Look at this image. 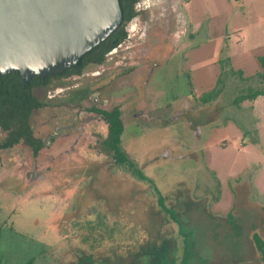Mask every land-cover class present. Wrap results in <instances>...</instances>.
I'll use <instances>...</instances> for the list:
<instances>
[{
  "label": "rangeland",
  "instance_id": "1",
  "mask_svg": "<svg viewBox=\"0 0 264 264\" xmlns=\"http://www.w3.org/2000/svg\"><path fill=\"white\" fill-rule=\"evenodd\" d=\"M159 2L141 4L105 64L42 94L65 103L90 85L107 108L129 107L124 148L146 181L99 156L90 133L104 126L80 108L37 110L39 136L73 123L86 134L61 128L35 159L0 150V264H179L183 238L158 192L191 232V264H263L252 234L264 239V95L249 96L264 92V0Z\"/></svg>",
  "mask_w": 264,
  "mask_h": 264
},
{
  "label": "water",
  "instance_id": "2",
  "mask_svg": "<svg viewBox=\"0 0 264 264\" xmlns=\"http://www.w3.org/2000/svg\"><path fill=\"white\" fill-rule=\"evenodd\" d=\"M121 23L119 0H0V77L61 73Z\"/></svg>",
  "mask_w": 264,
  "mask_h": 264
},
{
  "label": "trees",
  "instance_id": "3",
  "mask_svg": "<svg viewBox=\"0 0 264 264\" xmlns=\"http://www.w3.org/2000/svg\"><path fill=\"white\" fill-rule=\"evenodd\" d=\"M140 1L141 0H119L122 11L121 25L105 41L85 53L75 66L67 69L65 74L48 75L45 80L39 76H34L28 86L23 84L20 73H9L0 77V127L6 132L5 140L0 143V149L13 147L22 141L34 147L35 154L38 152L43 144L33 136V131L30 126V116L33 109L45 107L47 102L40 101L35 96L33 90L37 86L49 85L55 77H66L74 73L81 74L83 69L90 63H103L111 50L128 39L126 26L128 22L132 21L134 17L138 15L136 9ZM259 62L264 76V57H260ZM260 95H264V92L255 93L249 96V98L254 100ZM209 99V94H207L203 99L204 103H208ZM244 100H246L245 97L242 98L240 102ZM104 115L109 123V134L104 142L105 149H108V152H113L116 163L126 167L128 166L141 181H146L144 173L121 149L120 144L124 125L119 117L118 110L115 109L112 112H104ZM158 195L159 206L174 222L178 232V238H183V244L181 245V248H183L182 256L179 264H191V254L189 251L191 232L185 230L176 216V213L165 203L163 195L159 192ZM252 239L258 252L259 260L264 264V239L257 232L252 234ZM82 264L93 263L84 262ZM152 264H160V262L153 261Z\"/></svg>",
  "mask_w": 264,
  "mask_h": 264
},
{
  "label": "flooded vegetation",
  "instance_id": "4",
  "mask_svg": "<svg viewBox=\"0 0 264 264\" xmlns=\"http://www.w3.org/2000/svg\"><path fill=\"white\" fill-rule=\"evenodd\" d=\"M146 0H141L138 5H137V9L136 11L138 12V15L136 17H134V19L130 22H128L127 26H126V30L128 32V39L123 42L122 44H120L118 47L114 48L113 50H111L107 56H106V59L103 63H90L88 64L82 71L81 74H71L70 76H60V77H55L52 81V83H50L49 85L47 86H37L33 92L35 94V96L40 100V101H43L45 102L46 100L43 99V96L42 94L46 91V90H49L51 87H54L55 86V83L58 82V85L62 84L61 82L65 79H72V78H80L85 72L86 70L91 67V66H101L103 64H105L106 60L111 57L112 55H114L115 53L118 52V50L124 46L128 41H130L132 35H131V31H133V27H132V22H135L139 16H141V12L142 10L140 9L141 8V4H143ZM161 2H159V5L161 7H163V3H162V0H159ZM149 8V7H148ZM180 14V13H179ZM94 48V47H93ZM92 48V49H93ZM78 63V62H77ZM155 65H158V63H155ZM75 66V65H74ZM73 67V66H72ZM70 69V68H69ZM155 68L151 66V68L149 69L148 71V74H147V78L145 79V81L147 83L150 82V78L153 76V70ZM67 71L64 70L63 72L61 73H57V74H65V72ZM126 71V70H125ZM125 71H122L123 73ZM121 72V73H122ZM52 75V74H50ZM40 77V76H39ZM48 77L45 76V77H41L43 80H45L46 78ZM33 78V77H32ZM31 78V80H32ZM22 79V78H21ZM30 80V82H31ZM29 82V84H30ZM25 86H28V85H25ZM93 93V89L91 88L90 85H82V86H79V87H74L73 89H71L66 95H65V98H64V101L65 103H51L49 101H46L47 102V105L45 107H49V106H53V107H56L57 109L58 108H62V107H73V108H80L79 111H81L82 114H86L87 115V122L90 123V124H93V123H100L101 125L103 124L104 126V130L101 132H95L94 134H92V132L90 133V136H92V138H97L98 141L95 142V144L97 145V149L98 146H100L101 150L99 151V156H102L100 154H104V157L108 156L109 154L113 153V152H108V149H105V141L108 137V134H109V123L108 121L106 120L105 118V115H104V112H112L113 110L117 109L118 110V113H119V117L124 125V131L122 133V136H121V149L122 151L127 154V156H129V154L125 151V148H124V141H123V134L126 130V127H125V122H124V117H125V112L126 111H130L129 107H119V106H113L112 108H107L108 106V102L105 101V102H102V104L99 103V99L98 97H95V96H91ZM89 101H91V105L90 106H85L84 103H88ZM131 103H128L127 105H130ZM45 107H39V108H35L32 110V113H31V116H30V126H31V129L33 131V136L40 140L42 142V147L38 150V152L35 154L34 153V147L26 144L25 142H19L18 144H16L15 146L13 147H9V148H5V149H0V150H8V149H16L17 147L19 146H23L25 151L30 155L29 157L31 159H35V158H38L41 154V152H43L45 146H51L53 143H54V139H56V137H59L61 136V133L60 132V129L61 128H64V129H67V131H69L67 134H65V136H69L71 137L72 135H74L75 137L76 136H79L80 137H83L85 134H86V128L84 127V125L80 126V127H83V128H79L75 123L73 124H70L68 127L67 126H57L53 129L52 133L47 137V138H44L42 136H39L35 133V130H34V127H33V116L35 115V112L39 109H43ZM125 108V109H124ZM132 114V113H131ZM133 115L135 116L136 113L134 111ZM135 120V119H133ZM79 129H81L80 131H78ZM0 130L5 133V137L3 138V140H5L6 138V132L3 131L0 127ZM88 139V138H86ZM96 139V140H97ZM2 140V141H3ZM1 141V142H2ZM95 141V140H94ZM0 142V143H1ZM83 145L80 144V140L78 139V141H75L72 145V150H71V153H75L76 149L78 147H82ZM60 147V145H59ZM83 148V147H82ZM81 148V149H82ZM124 148V149H123ZM130 157V156H129ZM131 158V157H130Z\"/></svg>",
  "mask_w": 264,
  "mask_h": 264
},
{
  "label": "crops",
  "instance_id": "5",
  "mask_svg": "<svg viewBox=\"0 0 264 264\" xmlns=\"http://www.w3.org/2000/svg\"><path fill=\"white\" fill-rule=\"evenodd\" d=\"M188 2L190 1V0H187ZM202 108V107H201Z\"/></svg>",
  "mask_w": 264,
  "mask_h": 264
}]
</instances>
